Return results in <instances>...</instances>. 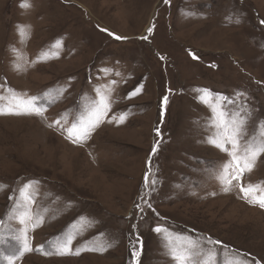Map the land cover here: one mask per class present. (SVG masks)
I'll list each match as a JSON object with an SVG mask.
<instances>
[{
  "label": "rangeland",
  "instance_id": "1",
  "mask_svg": "<svg viewBox=\"0 0 264 264\" xmlns=\"http://www.w3.org/2000/svg\"><path fill=\"white\" fill-rule=\"evenodd\" d=\"M23 2L0 0V264H176L193 244L211 264H264V208L240 191L264 190V155L227 185L230 157L206 142L221 97L264 125V0ZM32 97L42 115L7 114ZM101 97L90 137L67 139ZM69 235L98 250L55 254Z\"/></svg>",
  "mask_w": 264,
  "mask_h": 264
},
{
  "label": "snow or ice",
  "instance_id": "2",
  "mask_svg": "<svg viewBox=\"0 0 264 264\" xmlns=\"http://www.w3.org/2000/svg\"><path fill=\"white\" fill-rule=\"evenodd\" d=\"M167 4L170 0H164ZM24 8L30 7V4L27 0L21 5ZM264 23V21H262ZM154 27V25H153ZM153 27L148 29V32L151 33L153 31ZM101 31L107 32V29H101ZM21 34L23 35V28L20 29ZM109 35H113V33H108ZM115 39L121 40L126 39L124 37L115 36ZM142 39H147V36L142 37ZM189 55L192 56L193 59H199L194 53L189 52ZM142 90V86L135 89L130 96L137 95ZM171 92V89L169 90ZM242 95V94H238ZM38 97L30 98L19 110L9 108L7 110V114L14 115H42L43 108L38 106L35 102L38 100ZM222 103L220 104L219 111L213 109V116L210 118V122L208 123V127L212 130L209 134L207 143L212 147L226 153L230 159L227 161L220 162L216 168V179L220 182L225 183L227 185H231L233 180L239 182L245 173H250L254 166L255 161L261 155H264V131L260 132V142H256V131H259L264 125H260L258 122H255L251 113H245L243 111L244 105L240 103L238 100H233L229 97H221ZM168 102V97L165 96L163 98V103L166 105ZM215 102V101H213ZM239 104L234 111H230L229 108L232 105ZM109 110V105L105 102L104 98L101 97L100 101L96 104L95 109L92 115L95 117L94 122L90 119L87 124H84L80 121L74 122L71 127L64 129L67 132V139L71 140L73 143H80L84 140L88 139L91 135V131L98 126L101 122L99 119L100 115H104ZM6 114L3 108H0V115ZM125 117L122 115L119 118V122H123ZM56 124H59V121H55ZM252 127L256 129V131H249V128ZM157 135H160L159 129H157ZM158 144L153 147L152 154H155ZM155 183V181H153ZM31 183L26 184L25 188H30ZM225 191H228V188L225 187ZM240 191L244 193L245 198H248L250 194L253 195V199L250 202H254L259 204L260 207L264 208V190H261L258 186H253L249 184L247 187H244L241 184ZM11 199V198H10ZM151 208V205H148ZM19 221L20 225H26L27 222L32 220V217L28 215L27 210H23L20 215L14 217ZM40 220L37 219L36 223H33V230L39 226ZM157 233L163 231L160 227L154 229ZM3 235V221L0 220V236ZM17 239H21L24 243V250L31 251L32 249L27 244V228L24 229L23 233L16 237ZM75 239L74 236L69 235L63 240L56 241V250L55 254L57 255H80L81 251H97V248L94 247H84L77 248L73 250L72 242ZM136 243H140L142 248V242L137 239ZM216 243H219L218 241ZM111 245H108L110 247ZM43 246H41L42 248ZM184 252L172 254V259L176 261V264H189V262L193 259V254H199V262L198 264H211L210 259H205V257H210L211 253L205 252L203 249L206 247L205 245H201L199 248L196 247L195 244L188 246L184 245ZM40 250V249H37ZM106 250V249H105ZM134 260L140 255V252L136 250L135 244H133V252H132ZM9 264H12V258L9 257ZM138 264V262H137Z\"/></svg>",
  "mask_w": 264,
  "mask_h": 264
}]
</instances>
